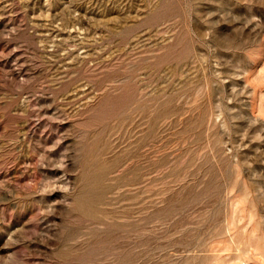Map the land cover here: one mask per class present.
<instances>
[{"label": "rangeland", "instance_id": "rangeland-1", "mask_svg": "<svg viewBox=\"0 0 264 264\" xmlns=\"http://www.w3.org/2000/svg\"><path fill=\"white\" fill-rule=\"evenodd\" d=\"M0 264H264V0H0Z\"/></svg>", "mask_w": 264, "mask_h": 264}, {"label": "bare ground", "instance_id": "bare-ground-1", "mask_svg": "<svg viewBox=\"0 0 264 264\" xmlns=\"http://www.w3.org/2000/svg\"><path fill=\"white\" fill-rule=\"evenodd\" d=\"M139 39L140 38H138V40ZM150 66H151L150 63H148L147 65H145L143 67L140 66V68L145 69V73L147 74V76H146L147 83L144 86L145 88L150 87L151 85H153V82L155 81V78L157 77V75H154V73L151 72V70H150L151 68H149ZM129 68H131V67H129ZM135 71H136V68L131 70V76L129 78L131 81L134 80V77L136 76ZM113 73H115V72H113ZM127 74H125V75H127ZM128 76H126V77H128ZM154 76H156V77L153 78ZM161 76H162V74H161ZM165 76H166V74L163 75V77H165ZM166 78L165 79L163 78L162 80L166 82L167 81ZM162 80H161V82H163ZM124 84H126V83H124ZM129 85H130V83H129ZM133 85H134V89H135V100H134V103L136 105L133 108V113H135L136 115L133 117V119L131 118V120H134L135 121V124H136L137 127H141V131H145L142 134H140V136L137 139V144H136V147L137 148H136V151H135V154L136 155L135 154H132V155H135L136 157L139 158V164L137 165L136 169L139 171L138 173H140V177L137 174L134 176V179L135 180H139V179H141V173H147L148 170H150V169L151 170H157L159 168V166H162L164 164V162H166V160H167L166 157L161 158V159H158V160L151 159L149 157V155L145 153L144 148L147 147V145L149 144L152 152H154V150L156 151V147L158 146V143H159V138H158V129L160 128L159 127V122H160L159 120H162V118H164V117H171L173 115L179 114L180 104H178L179 96H176L174 94L168 95L167 98L164 101L158 103L159 96H162V95H148V96H146L145 93H143V94L141 93V90L139 89L140 87H137V81H135L133 83ZM126 86H127V84H126ZM191 91H192V88H189L188 91H187V93H191ZM131 94H132V91H131L130 95ZM140 94H141V96L138 97ZM122 102H124V101H122ZM130 103H128V105ZM126 106H124V108ZM124 108L122 109L123 112H124ZM202 114H203V111L202 110H199L198 114L197 115L195 114L196 115L195 116V119L199 120V118H200V116ZM112 118H110V120H109V125H111V122L115 118L117 119L116 120L117 123H124V121L127 119L126 117H122V114H121V118L119 116H117V117L114 116ZM200 125H201V123H196V122H195L194 125H192V123H190L189 125H185L184 126V134L182 133V135H180V136L185 137V133L187 135V132L188 133H190V132L195 133L196 130H197V128L200 127ZM176 133H178V132H176ZM197 141L198 140L196 139L192 143H196ZM187 165H189V164L187 163ZM183 170H185L184 169V166H183ZM93 202L94 201H91L86 206L90 211L97 210L96 209L97 206L95 204H93Z\"/></svg>", "mask_w": 264, "mask_h": 264}]
</instances>
